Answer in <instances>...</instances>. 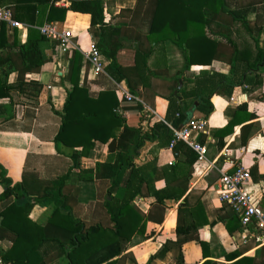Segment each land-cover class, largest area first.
<instances>
[{"label":"crops","instance_id":"0c3cea01","mask_svg":"<svg viewBox=\"0 0 264 264\" xmlns=\"http://www.w3.org/2000/svg\"><path fill=\"white\" fill-rule=\"evenodd\" d=\"M16 1L0 0V5L11 7L15 13ZM139 2L140 9L135 13L132 27L133 33L141 34L142 38L140 41L126 38L127 48L138 47L141 43L144 49L149 50L152 45L145 35L150 31L157 0H108L106 13L110 19L120 13L121 9H134ZM161 3L165 9L162 8V12L179 17V22H182L186 14L197 16L200 21L204 20L206 36L219 41L223 46L213 56L210 64H194L186 69L185 82L178 76L186 62L183 51L172 42L153 44L155 51L147 63L149 69L156 72V76L150 75L142 67L143 82L137 76L133 78L134 82L140 83L137 99L145 105L147 117L155 114L168 124L176 118L180 105L188 107L190 111L196 102L199 103L194 116L207 118L208 125L206 133H193L192 138L200 142L202 134H205L208 160L194 164L189 192L193 194V202L196 198H201L209 221L199 228L201 239L208 244L207 259L219 264H230L234 260H229L227 256L234 254L238 256L236 260L252 257L255 259L254 264H264V233L250 237L247 244L242 243L239 235L242 228L235 229L238 223L232 218L230 207L219 198L220 178L217 173L230 171L232 167L229 159L221 155L218 137L213 135V131L226 126L233 117L244 121L247 113L255 114L254 119L235 126V131L225 138V145L230 146L232 156L237 161L250 171L253 170L247 188L253 194L255 202L264 208V75L262 84L253 88L257 77L256 72L249 67L255 61L258 47L264 48V0H162ZM56 6L68 7L69 2L66 0L64 4ZM226 10L238 11L241 13L240 17L234 21ZM20 22L23 27L19 29V36L21 42H26L29 24ZM52 22L61 29L71 30L74 33L73 41L82 49L87 50L91 45L90 14L69 10L65 20ZM201 26L199 29H202ZM228 38L233 39L241 51L234 68L229 61L231 49L227 44ZM213 49L211 45L202 54L207 58ZM0 54L5 56L7 51H0ZM45 54L50 60L42 66L40 72L25 75V82L38 81L44 86L38 97L40 106L20 104L19 97H16L13 104L15 116L6 121L3 117L0 118V182L3 171L6 170L7 176L14 183H23L33 203L37 198L44 197L53 187V181L66 174L71 165L69 151L58 153L53 141L60 121L56 112L63 111L68 90L72 86L65 78L68 61L66 53L61 51L56 41L49 40L45 45ZM217 55L223 56L217 58ZM194 59L199 63L201 58ZM106 75L107 72L95 75L90 65H86L81 72V84L86 81L92 91L99 92L105 86ZM18 76L17 72H13L9 76V83H17ZM180 80L183 81L181 88ZM122 85L128 90L126 84ZM27 92L31 96L38 94L32 87ZM172 94L177 96L171 97ZM117 96L121 101L118 92ZM200 97H210V100L203 102L199 100ZM9 103V97L2 98L0 112L5 111ZM243 104L247 106V110L243 109L235 115L236 109ZM247 123H253L254 128L248 143L243 146L240 144L241 127ZM133 142L134 134L123 130V149L132 150ZM170 143V138L162 136L145 142L138 150L134 161L145 176L149 177L150 171L156 167L161 169L177 159L179 153L169 148ZM109 155L108 144L97 140L92 160L83 161L81 168L95 169L98 163H107ZM109 172L104 168L97 170L92 180L87 179L89 175L86 179L79 178V169L70 172L65 188L67 193H71L66 199L67 206L72 208L76 218L88 225L114 227L105 205L109 199L107 190L112 184L111 178H108ZM164 186V180L155 182V189ZM3 189L4 186L0 183V193ZM135 203L146 214V228L144 232H136L130 241L124 243L121 256L126 255L125 264H176L170 253L163 257H152L165 241L176 237L179 202L166 199L159 203L154 194L148 193L139 196ZM4 207L5 203L0 202V211ZM55 208V201L36 202L31 217L37 223L45 225ZM227 225L233 228L232 232ZM0 240L7 251L12 241L8 238ZM184 256L187 264H203L206 260L201 244L196 241L184 245Z\"/></svg>","mask_w":264,"mask_h":264},{"label":"trees","instance_id":"16d2710c","mask_svg":"<svg viewBox=\"0 0 264 264\" xmlns=\"http://www.w3.org/2000/svg\"><path fill=\"white\" fill-rule=\"evenodd\" d=\"M67 1L68 7L56 6L48 0H17L15 18L29 24L26 42H21L18 28L11 29L4 25L0 32V51H7L5 56L0 54V100L10 98L5 111L0 112V118L3 117L4 121L15 116L13 104L16 97H19L20 104L27 103L36 107L41 104L38 97L39 93L41 96L44 86L38 81L25 82V75L40 72L42 66L50 60L45 54V45L49 39L39 30L45 22L63 21L69 10L90 14L91 36L97 41L101 53L109 60L106 66L107 75L104 76L105 86L99 92H94L86 81L81 84V72L87 65L83 53L76 47L70 48L66 53L68 64L65 78L72 86L68 90L63 111L56 112L60 121L53 141L58 153L69 151L71 165L66 174L53 181V187L44 197L36 199V202L41 203L56 202V208L45 225L32 219L31 212L36 202H32L23 183H14L12 178L7 176V171H3L0 183L4 189L0 193V202H4L5 207L0 211V239L8 238L12 241L11 247L5 251V258L12 264H125L126 255L121 256L124 243L130 241L136 232H144L146 228V214L135 201L139 196L149 193L154 194L159 203L166 199L179 202L176 237L165 241L152 258L170 253L176 264H187L184 245L196 241L203 248L206 259L203 264H219L207 259L208 244L201 239L199 228L209 221L201 198L198 197L193 202V194L189 192L197 152L186 142H178L173 149L175 153H179L177 159L161 169L156 167L151 170L149 177L143 174L134 161L145 142L157 140L162 136H167L171 142L172 132L168 123L159 116L152 114L147 117L145 105L137 99L140 83L134 82L133 78L137 76L140 82H143L142 67L150 75L156 76V72L149 69L147 63L155 51L153 44L172 42L183 51L186 62L178 74L183 81L186 69L194 64H210L223 44L206 36L204 20L200 21L199 17L186 14L182 22H179V17L163 13L162 0H157L150 31L145 35L152 48L146 50L141 43L138 47L127 48L126 38H134L137 41L142 38L141 34L133 33L132 27L135 13L140 9V2L134 9H121L120 13L108 19L103 0ZM226 13L231 15L234 21H237L241 14L227 10ZM200 25L202 29H199ZM227 44L231 49L229 61L234 68L241 51L233 39L228 38ZM211 45L214 49L209 57L205 58L202 53ZM222 56L217 55V58ZM195 57L201 58L199 63H196ZM249 67L256 72L257 77L253 88L258 87L263 82L264 48L258 47L255 61L249 64ZM13 72H17L19 76L17 83L10 84L9 76ZM117 83L126 84L133 98L120 101L117 96ZM31 87L38 94L31 96L27 92ZM175 96L177 95H171ZM199 100L209 101L210 97H200ZM243 109L247 110L245 104L236 109L235 115ZM188 111V107L180 105L179 115L171 124L177 128L181 127L187 119ZM246 117V120H252L256 116L247 113ZM246 120L233 117L226 126L213 131V135L218 137V147L221 150L225 147V138L235 131L236 125ZM253 128V123L241 127V145L248 143ZM123 130L134 134L132 150L123 149ZM205 137V134H202L201 143H204ZM97 140L108 144V162L98 163L95 169H82L83 161L92 160ZM102 168L110 171L108 178L112 180L107 190L109 199L105 205L114 227L88 225L82 219L76 218L72 208L66 203L68 195L71 194L65 189L70 172L79 169V178L86 179L89 175L87 179L92 180L95 171ZM251 172L253 174V170ZM217 177L220 178L221 174L217 173ZM157 180H164L165 186L155 189ZM230 209L232 218L238 223L235 229H241L239 215L232 207ZM227 228L230 232L233 231L228 225ZM227 257L234 260L230 264H254L255 260L252 257L236 260L238 256L234 254Z\"/></svg>","mask_w":264,"mask_h":264},{"label":"built area","instance_id":"2783aa9c","mask_svg":"<svg viewBox=\"0 0 264 264\" xmlns=\"http://www.w3.org/2000/svg\"><path fill=\"white\" fill-rule=\"evenodd\" d=\"M51 4H64L66 0H48ZM107 5L108 0H103ZM4 25L11 29L23 27L22 23L15 18L14 10L9 6L0 5V32ZM42 35L49 40L56 41L63 53H67L72 47L79 49L91 70L95 75L106 73V66L109 63L108 58L101 53L97 46V41L93 40L87 50L82 49L73 41L74 33L69 29H61L54 22H45L39 27ZM117 92L124 99H132L133 95L122 84L117 83ZM179 115V114H177ZM208 120L205 117L193 116L182 127H175L168 124L172 132L170 149L173 150L175 145L180 142H186L197 152V161L205 162L208 160V149L204 143L192 138L193 133H206ZM221 155L229 159L231 165L230 171H225L219 179V198L223 203L229 204L230 207L239 215L242 229L239 232L242 243L247 244L250 237L264 233V208L257 204L253 194L247 188V183L252 179L251 171L239 161H237L228 145L221 150ZM170 164L173 162L170 161ZM5 246L0 240V264H12L5 258Z\"/></svg>","mask_w":264,"mask_h":264},{"label":"water","instance_id":"95a60500","mask_svg":"<svg viewBox=\"0 0 264 264\" xmlns=\"http://www.w3.org/2000/svg\"><path fill=\"white\" fill-rule=\"evenodd\" d=\"M182 84H183V81L180 80V88H181ZM175 93L177 94V91H176ZM198 104H199V103L196 102L195 105L193 106V108H192L190 111H188V113H187V119H186L185 123H187V122H188V121L194 116V112H195V110H196ZM185 123H184V124H185ZM184 124H183V125H184ZM183 125H181V127H182Z\"/></svg>","mask_w":264,"mask_h":264}]
</instances>
